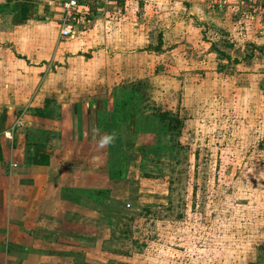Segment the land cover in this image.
Returning <instances> with one entry per match:
<instances>
[{
  "label": "rangeland",
  "instance_id": "374dc122",
  "mask_svg": "<svg viewBox=\"0 0 264 264\" xmlns=\"http://www.w3.org/2000/svg\"><path fill=\"white\" fill-rule=\"evenodd\" d=\"M132 1L111 4L115 40L132 41L102 52L108 62L99 46L86 64L103 71L91 79L105 88L97 102L139 89L120 125L129 142L116 135L103 158L111 185L97 192L99 239L82 249L62 242L76 251L64 260L255 264L264 255V0H151L134 10ZM162 111L178 117L176 131L162 128Z\"/></svg>",
  "mask_w": 264,
  "mask_h": 264
},
{
  "label": "crops",
  "instance_id": "0c3cea01",
  "mask_svg": "<svg viewBox=\"0 0 264 264\" xmlns=\"http://www.w3.org/2000/svg\"><path fill=\"white\" fill-rule=\"evenodd\" d=\"M60 1L0 0V264L73 263L64 259L74 258V247L62 242L92 245L104 226L97 223L106 220L97 192L111 185L103 160L111 144L100 149L98 140L109 134L107 115L115 126L128 120L115 114V103L94 100L105 88L91 79L103 71L86 64L99 46V56L109 55L107 48L129 44L132 34L116 41L115 12L101 5L70 37L59 38ZM132 2L133 10L152 8L151 0ZM121 134L120 144L128 143ZM39 154L45 164L37 163ZM58 223L72 232L55 231ZM255 264H264V255Z\"/></svg>",
  "mask_w": 264,
  "mask_h": 264
},
{
  "label": "built area",
  "instance_id": "2783aa9c",
  "mask_svg": "<svg viewBox=\"0 0 264 264\" xmlns=\"http://www.w3.org/2000/svg\"><path fill=\"white\" fill-rule=\"evenodd\" d=\"M113 1L115 0H61L59 2V13L57 17L58 37H70L76 28L86 21L87 16L91 14L94 9H97V6L111 5ZM91 7L93 9H91ZM257 9H260L259 6ZM262 12L264 14V11ZM16 124H20L19 119L14 121L10 126V130L14 128Z\"/></svg>",
  "mask_w": 264,
  "mask_h": 264
},
{
  "label": "trees",
  "instance_id": "16d2710c",
  "mask_svg": "<svg viewBox=\"0 0 264 264\" xmlns=\"http://www.w3.org/2000/svg\"><path fill=\"white\" fill-rule=\"evenodd\" d=\"M159 46H160V43L158 41L157 44L152 48V50L153 51H157L159 49ZM136 91H139V89L138 88H130V90H129L130 93L127 95V98H129L130 100L129 99L126 100V97H125V98H123L120 101L121 103H119V102L115 103L116 107H117V110H115V111H116V114L118 115V117H120V119H121L122 116L127 118L128 117V113L131 111V108L134 107L133 106L134 105L133 104L134 101H132L131 98H132V94L134 93V95H135ZM124 105H126V111H125V107H123ZM122 110H124L125 113L122 112ZM152 114H154V113H152ZM155 114H156L155 116L157 117V120H159V122L161 123L162 128L164 130H166L167 132L172 133L173 131H176L178 129V127H179V119L175 115H173V116L169 115L165 111L158 112V113H155ZM120 119H119V121H120ZM123 124L126 125L127 122H124ZM123 124H121V125H123ZM125 129H126V126H125ZM121 130H122V128L118 124L117 125V132H116L117 135L121 134ZM44 158H46L44 154H39V157L37 159V163L38 164H45V161L43 160Z\"/></svg>",
  "mask_w": 264,
  "mask_h": 264
},
{
  "label": "clouds",
  "instance_id": "9594fccd",
  "mask_svg": "<svg viewBox=\"0 0 264 264\" xmlns=\"http://www.w3.org/2000/svg\"><path fill=\"white\" fill-rule=\"evenodd\" d=\"M92 131H93L94 134H98L99 133V129L98 128H93ZM115 139H116V133L115 132H113L111 134H104L98 140V147L100 149H103L106 146H108L110 144H113Z\"/></svg>",
  "mask_w": 264,
  "mask_h": 264
}]
</instances>
